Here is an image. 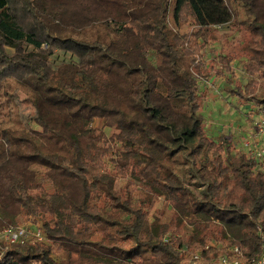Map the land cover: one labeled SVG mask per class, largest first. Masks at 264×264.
<instances>
[{
	"label": "trees",
	"instance_id": "1",
	"mask_svg": "<svg viewBox=\"0 0 264 264\" xmlns=\"http://www.w3.org/2000/svg\"><path fill=\"white\" fill-rule=\"evenodd\" d=\"M225 24L246 38L207 63ZM237 59L248 76L229 95L264 110V0H0V230L23 214L49 240L3 246L0 264L257 258L264 170L201 115L210 79L229 83ZM18 92L45 133L27 129Z\"/></svg>",
	"mask_w": 264,
	"mask_h": 264
},
{
	"label": "rangeland",
	"instance_id": "2",
	"mask_svg": "<svg viewBox=\"0 0 264 264\" xmlns=\"http://www.w3.org/2000/svg\"><path fill=\"white\" fill-rule=\"evenodd\" d=\"M237 27L238 26H234L233 24H225L213 27L216 41L210 43L205 52L204 56L207 63L211 60H214L215 57L214 53L208 50H212L214 47L217 51L225 52L230 50L229 47L239 45L243 41V39L246 38V35L242 31V29H239V27ZM125 29L132 30L130 25H126ZM43 48H48V45L44 44ZM70 56V54L57 53V58L60 61L70 59ZM243 64V59H237L232 62L231 68L233 69V73L231 75L229 74L230 76H226V78H228L229 80V83L225 81L224 77L223 79L218 80L217 83L213 84L212 86L213 81L210 79V85L206 89L208 98L204 99L203 101L201 115L204 122V129L209 135L218 137L221 134H230L237 139L240 148L245 149L246 147L244 146V141L248 139L249 133L254 129L251 118L247 116V113L249 112L252 105H241L236 96L229 95L231 86H236L239 82L244 81L248 76ZM17 102L19 105L21 118L25 123L27 129L33 134L37 135L45 133L47 130L46 126L40 121L34 106L23 93L18 92ZM96 125L100 126L101 122L96 121ZM104 130L108 136L112 134V130L110 128L106 127L104 128ZM123 184L124 181L120 182L119 186H122ZM83 198L84 194L79 190H73L67 195V199L76 212L81 211ZM163 201L164 198L157 203V207L155 210H157V213H160V215H162L164 221H168L169 209H166L164 207ZM21 215L22 216H20V219H18V222L16 224H11L7 227H24L27 230L26 237L17 243H11L8 240L0 238V256H2L1 249L3 248V246H7L10 244H24L28 241H36L40 242L41 244H49V240L42 228L36 225L34 221L28 219L25 215ZM191 219L192 217L188 219V224L185 227V230L189 235H192L194 231L193 226L190 222ZM4 229H1L0 233ZM38 229H40L43 233V240L37 239L34 235L36 230ZM189 253L190 252H186L185 256L187 257ZM33 264L46 263L34 261Z\"/></svg>",
	"mask_w": 264,
	"mask_h": 264
},
{
	"label": "built area",
	"instance_id": "3",
	"mask_svg": "<svg viewBox=\"0 0 264 264\" xmlns=\"http://www.w3.org/2000/svg\"><path fill=\"white\" fill-rule=\"evenodd\" d=\"M251 108L247 116L251 118L253 131L248 135V139L244 141V150L258 164L259 169L264 170V110L258 105L251 104ZM27 235V230L24 227H8L0 233V238L17 243L24 239ZM35 237L44 239L40 229L36 230ZM209 245L206 246L208 248ZM195 258H201L200 252L195 255ZM216 264H264V237L262 242V250L257 258H245L237 247L221 253L216 259Z\"/></svg>",
	"mask_w": 264,
	"mask_h": 264
}]
</instances>
